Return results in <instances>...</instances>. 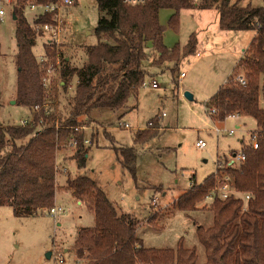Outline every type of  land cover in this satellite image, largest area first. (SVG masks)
I'll use <instances>...</instances> for the list:
<instances>
[{
    "label": "trees",
    "instance_id": "obj_1",
    "mask_svg": "<svg viewBox=\"0 0 264 264\" xmlns=\"http://www.w3.org/2000/svg\"><path fill=\"white\" fill-rule=\"evenodd\" d=\"M95 1L98 19L94 32L98 41L84 47L86 59L81 65L71 61L60 44L54 42L43 43L47 61L44 65L38 61L33 47L35 36H42V31H36L35 25L54 22V18L51 12H44L29 21L26 7L46 0H16L12 7L17 44L15 103L28 108L32 119L25 124H4L0 120V206H11L12 213L18 217L49 210L59 187L55 181L58 159L70 165L68 173H57L63 186L94 215V223L80 227L75 237L73 253L77 264H197L196 249L185 248L181 239L176 248L143 245L136 236L139 221L120 211L86 169L88 153L97 144L100 134L107 138L111 134L105 128L97 129L90 134L91 143L85 144L88 131L81 128L90 124L100 126L99 117L107 111L122 113L136 106L138 92L149 76L144 63L151 57L152 65L173 62L170 71L177 90L179 63L197 53L198 40L192 32L185 44L166 46L159 10H172L168 26L178 31L180 10L190 9L196 3L201 9H215L223 30L254 32L234 72L204 104L206 109L217 110L216 114L208 113L220 121L231 114L250 116L258 131L256 149L250 139L240 140L238 152L245 155L242 170L220 169L229 175L231 187L248 193L249 199L245 210L237 203L233 207L235 211L226 218L231 220L236 217L235 212L240 211L239 226L228 229L223 222L221 228L229 236L221 249L215 224L207 228L197 226L198 239L205 248L204 264H264V108L259 105V92L264 86V6L239 5L232 0H144L135 4L123 0ZM56 57L61 90L66 92L73 78L76 79L73 92L66 98V109L59 113L52 107L57 98V82L53 80L48 86L42 83L45 66L55 64ZM235 74H242L247 84L237 83L233 79ZM45 102L51 104L48 113L43 108L33 110L35 105ZM152 121L153 125L147 124L135 131L134 143H144L159 134L157 117ZM70 135L75 137L76 145L67 150L62 148L66 153L56 156L59 142ZM113 149L122 168L135 179V148L113 145ZM214 179L211 173L202 183H194L173 202L174 207L195 210L197 204L210 195ZM217 198L215 195L214 202ZM231 203L229 199L221 205ZM154 218L155 214L148 221ZM229 246H233L235 254ZM242 249L247 251L243 260L239 253ZM230 253L234 257L228 258Z\"/></svg>",
    "mask_w": 264,
    "mask_h": 264
},
{
    "label": "rangeland",
    "instance_id": "obj_2",
    "mask_svg": "<svg viewBox=\"0 0 264 264\" xmlns=\"http://www.w3.org/2000/svg\"><path fill=\"white\" fill-rule=\"evenodd\" d=\"M232 1L239 5L264 6V0ZM13 4L14 0L2 4L5 13L0 21V120L4 124H18L31 115L28 108L13 102L17 91L16 24L11 17ZM41 11L40 8L32 11L26 7L28 20L32 21ZM171 13L172 10L168 9L160 13L165 45L185 44L189 35L195 32L200 56L194 53L179 63L176 76L181 72L184 76L180 78L179 75L177 90L170 71L173 62L157 66L151 64L152 57L146 61L144 66L149 76L138 92L137 106L122 111L123 114L107 111L99 117L100 126L90 124L86 128L88 136L102 128L111 134L110 138L100 134L97 144L88 153L86 169L120 211L139 221L136 236L144 246L176 248L181 239L185 248L196 249L197 264H204L205 248L198 239L197 226L207 228L215 224L221 249L229 236L221 228L223 222L228 229L236 224L239 226L240 211L238 214L235 212L236 217L229 221L226 218L232 214L235 203L222 207L226 201L217 199L214 202L213 197L208 196L197 204L195 210L183 211L175 208L173 202L192 183H202L215 170L218 157L224 159L230 151L238 152L240 140L247 142L257 131L252 117L238 115L220 121L206 111L204 104L234 72L242 50L248 48L254 32L221 30L216 33V10L198 7L180 10L179 28L174 31L168 26ZM64 15L59 33L60 47L71 61L81 65L86 59L84 47L98 41L94 32L98 19L96 1L76 0ZM47 39V34L35 36L33 51L37 59L43 55V43ZM152 79L156 81L157 88L150 86ZM55 81L57 98L52 107L59 113L66 109V98L73 92L76 79L73 78L66 92L58 85V75ZM185 91L192 94L191 99L184 95ZM259 105L264 108V86L259 92ZM161 112L164 115L157 119L159 134L144 143H134L133 135L138 127L147 126ZM118 120L128 123L131 128L117 127ZM215 128L220 130L219 135L214 132ZM229 130L233 133L229 134ZM199 139L205 143L203 147L196 146ZM113 145L135 148V179L122 168ZM64 147L65 150L70 148ZM64 147L60 145L56 156L66 153L62 150ZM64 165L68 173L70 165ZM55 181L60 186L63 184L58 176ZM60 186L54 204L63 206L66 213L56 221L48 210L18 217L12 213L11 206H0V264H53V259L46 257L48 251H51V256L54 252H63L65 264H77L73 253L75 237L80 227L94 223V215L85 203L74 199L71 190ZM153 214L155 218L148 221ZM229 250L233 252V246H229ZM233 253L228 258L234 257ZM239 253L242 260L247 257L246 249Z\"/></svg>",
    "mask_w": 264,
    "mask_h": 264
},
{
    "label": "built area",
    "instance_id": "obj_3",
    "mask_svg": "<svg viewBox=\"0 0 264 264\" xmlns=\"http://www.w3.org/2000/svg\"><path fill=\"white\" fill-rule=\"evenodd\" d=\"M125 3H130V4H135V3H141L144 0H123ZM13 0H0V21L2 20L3 16H4V9L2 7L3 3H12ZM16 0H14V4L15 5ZM75 2V0H46L45 3H31L27 6V8L29 10L34 11L36 8H40L42 11L37 13L36 15L40 14V13H44V12H51L53 14V18H54V22H46V23H40L35 25V29L36 31H42V35L47 34L48 35V39H47V43H51L54 42L55 44L59 45L60 44V39H59V33L61 31V26H62V13L64 11L65 8L73 5ZM38 61L40 63H42L44 65V63L47 61L46 57L44 56V54L42 56H40L38 58ZM59 69V59L58 57H56L55 60V64L49 63L48 65L45 66L44 68V75L42 78V83L44 84V86H48L49 84H51V82L53 80H55V76H57V71ZM181 77L184 76V73L181 72L179 74ZM233 79L241 84V85H246L247 84V80L245 79V77L242 74H235L233 75ZM227 81V77L225 78L224 82ZM223 82V83H224ZM145 84V83H144ZM143 84V85H144ZM150 86L152 88L157 87V83L155 80H151L150 82ZM50 102H45L43 105H35L33 110H39L40 108H43L44 111H46L47 113L49 112V106H50ZM207 112H209L210 114H216L217 110L215 108H210V109H206ZM164 115V112H161L160 114H157V119L162 117ZM238 116L237 114H231L228 117H236ZM32 119V113L29 119H22L20 120V122L18 124H25L28 121H31ZM148 124L151 126L153 125V121H149ZM58 127V125H56ZM117 127L119 128H125V129H130L131 126L126 123L123 122L121 120L117 121ZM81 128H88V127H84L82 126ZM78 129V128H76ZM90 130L92 128H89ZM214 132L219 135L220 134V130L215 128ZM257 132L255 131L251 136H250V142L251 145L254 149H256L258 147V140H257ZM229 134L233 133V130H229L228 131ZM76 139L73 135H70L69 137H67L64 141L59 142V146L62 145L64 146H68V147H73L76 145ZM84 143L85 144H90L91 143V138L90 136H87L84 139ZM205 145V143L202 140H198L196 142V146L198 147H203ZM245 161V155L241 152H235V151H230L226 158L221 159L220 157L217 158L216 160V167L215 170L212 172L214 175V184L210 190V195L212 196L213 199L215 198V195L218 197L217 199L221 200V201H228L229 199H231L232 203H240L241 204V210H245L246 209V203L247 200L249 199V194L245 193V192H241L239 190H236L234 188L231 187L230 184V177L228 174L221 172V170H227L229 168H233L237 171H241L242 170V165ZM55 169H56V174H55V178L57 177V173L58 171H61L62 173H66L67 171V167L62 164L61 162H59V160L57 159V161L55 162ZM194 183H192L190 185V187L193 186ZM234 201V202H233ZM48 213L50 215V217L56 221L57 217H59L60 215H63L66 213V209L61 206V205H52L50 207V209L48 210ZM51 258L53 259V264H65V258L63 256V252H54L51 256Z\"/></svg>",
    "mask_w": 264,
    "mask_h": 264
},
{
    "label": "crops",
    "instance_id": "obj_4",
    "mask_svg": "<svg viewBox=\"0 0 264 264\" xmlns=\"http://www.w3.org/2000/svg\"><path fill=\"white\" fill-rule=\"evenodd\" d=\"M76 3V0H75V2H74V4ZM196 3H193V7L192 8H196ZM69 7H67V8H65L64 9V11H63V13H62V23H64V17H63V15H64V12H66L67 11V9H68ZM163 9H167V8H163ZM163 9H160L159 10V21H160V13H161V11L163 10ZM168 10H171V9H168ZM65 16V15H64ZM170 16V15H169ZM215 16H216V22H218V15H217V11H216V13H215ZM61 30H62V26H61ZM221 30H223V29H221L220 27H219V24H218V30L216 31V33H219V32H222ZM225 31V30H224ZM196 36H197V34H196ZM253 36H254V34H253ZM252 36V37H253ZM163 39H164V32H163ZM197 40H198V37H197ZM206 40H208V38L206 39ZM164 41V40H163ZM250 43V41L248 42V44ZM175 44V43H174ZM198 44H199V40H198ZM248 46V45H247ZM246 48H244L243 50H242V52H244V50H245ZM198 55H199V53H197ZM200 56V55H199ZM241 57V56H240ZM240 59V58H239ZM152 60V59H151ZM236 66V65H235ZM234 66V67H235ZM180 74V73H179ZM180 78H182L181 76H180ZM180 78H179V75H178V80H180ZM152 80H154V79H152ZM151 82V81H150ZM179 82V81H178ZM224 82V81H223ZM222 82V83H223ZM222 85V84H221ZM220 85V86H221ZM220 86H218V88L220 87ZM157 88V87H156ZM217 88V89H218ZM216 89V90H217ZM137 104H138V99H137V103H136V106H137ZM135 106V107H136ZM31 116V115H30ZM30 116L28 117V118H26V119H29L30 118ZM146 127V126H145ZM145 127H143V128H145ZM236 127H239L238 125L236 126ZM139 129H143V128H140V127H138ZM138 129V130H139ZM60 186V185H59ZM63 186V184L60 186V187H62ZM60 190V189H59Z\"/></svg>",
    "mask_w": 264,
    "mask_h": 264
},
{
    "label": "water",
    "instance_id": "obj_5",
    "mask_svg": "<svg viewBox=\"0 0 264 264\" xmlns=\"http://www.w3.org/2000/svg\"><path fill=\"white\" fill-rule=\"evenodd\" d=\"M13 19H14V18H13ZM184 95H185L186 97H188L189 99L192 98V94L189 93L188 91H185V92H184ZM13 102H15V101H13ZM46 257H47V258H50V257H51V251H48V252L46 253Z\"/></svg>",
    "mask_w": 264,
    "mask_h": 264
}]
</instances>
